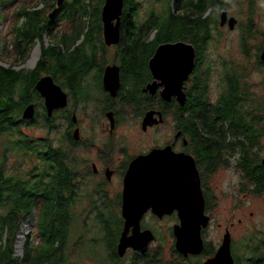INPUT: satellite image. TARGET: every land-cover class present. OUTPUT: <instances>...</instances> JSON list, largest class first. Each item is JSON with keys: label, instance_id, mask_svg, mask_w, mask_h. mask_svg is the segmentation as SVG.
Masks as SVG:
<instances>
[{"label": "trees", "instance_id": "trees-1", "mask_svg": "<svg viewBox=\"0 0 264 264\" xmlns=\"http://www.w3.org/2000/svg\"><path fill=\"white\" fill-rule=\"evenodd\" d=\"M92 1L94 0H66L62 6L58 8L59 14L56 18L60 20L73 17L72 15H74L75 17L81 16L83 19L91 17L98 20V18L102 16L101 9L105 0H96L95 4H92ZM184 1L185 3H183ZM9 2L10 0H4V7L7 6ZM174 3H176L177 12L173 10ZM168 4L170 10H168L167 16L164 17L160 15L165 9L156 10L152 8L151 17L154 18L155 24L148 29V32L157 28L158 34L151 43H145V40H138L135 34L136 36L133 39L134 45L132 44L128 47L126 54L123 55L124 66L127 69V67L129 68L136 63V56L141 46L149 49L148 53L150 57L159 45L166 42L182 39L193 43L197 47L196 72L198 70L199 74L195 76L189 102L184 110L180 109V123L194 136L199 153H201L203 157L204 155H210L209 159L206 158L209 160L210 166H212L213 162L215 163L220 160L221 153H223L221 162H225L224 164L226 165L231 155L240 154L242 170L247 177L256 182V192L258 194H263L264 158H261V153L264 148L261 144V140L264 135V127L262 126L264 110L258 109L259 106L257 107L255 104L248 102L245 97L247 93L242 85V77L240 78L237 74H234L238 81L234 79L231 80L229 75L236 72L231 68V72H229L228 76L226 75L222 79L224 82L223 94L218 101L213 102L209 94L210 71L209 69H199V67H203V61H205L207 57V49L213 38L211 31L212 21L214 23L217 21L215 16L219 15L223 7L229 5V2L227 0H168ZM209 9L212 11L210 19L207 21L202 20V16ZM140 11L141 3L138 0H125L122 18L128 25V29H126L127 32H135V30L139 32L140 29L141 31L143 30L141 27L135 25V21H137L136 17L140 16ZM41 14L42 10L35 9L31 11L29 6H23L17 12V16L25 19L19 26L28 30V34L32 31H39L40 40L43 41L45 34H52L53 27L59 20L56 22L53 19L44 18ZM75 17L71 18L74 21L73 25H75L77 21ZM79 22L78 24H80V27L82 28L83 26L84 29L87 23H90V20H79ZM101 25L100 22L98 28L99 33L102 31ZM17 26L18 25L14 26L15 30ZM81 30L80 32H76V36L73 40L70 37L65 38L66 35L62 37L56 35L57 37L55 38L61 37V39L60 42H56L55 39H53L57 44V47L53 49L43 44L42 60L38 63L39 66L36 69L22 73L12 67L6 68L0 65V137L5 136L7 139V142H5L6 147L9 145L15 146L16 150H13L11 152L12 154L28 157L35 156L41 161V165L38 166L39 170L35 168L32 173V179L28 180V182H33L34 184L31 188H28L24 181L20 179V175L8 176L5 161L9 153L6 147L1 150L0 209L6 206L8 207L5 212L0 213V264H65L68 261L66 251L68 247H70V245L67 246V244L69 243V222L71 219L69 211L70 203L68 202L71 201L74 189L78 191L80 188V184H77L75 181L77 176L73 168L75 165L68 155L62 150L60 151L53 142L38 140L25 133V131H23L24 128L33 127L39 121L37 118L24 121L21 119V112L26 103L32 101V93L39 79L40 72L48 67V57L64 56V58L61 59V63L71 64V66L74 67L77 66L79 62L84 63L83 65L106 63L108 57L103 56V50L96 56V52L92 53V51L83 47L85 45L83 42L77 45L83 34ZM93 32L95 33V31L91 30L88 34H92ZM32 37L36 38L37 36ZM19 39L20 36L18 35V38L15 39L18 50L19 46H21V42L18 41ZM91 41L92 40H90V42ZM139 43L141 45L138 48ZM30 45L31 44H29V46ZM59 46H67L68 50L62 53L58 49ZM80 47H83V49L75 54ZM91 49L96 48L94 45H91ZM19 55L23 57L24 52L21 51L20 53L19 51ZM99 55H102L103 61L98 58ZM260 62L263 63L262 60H260ZM66 69H69L68 73L72 76L76 73L72 67L68 66H66L65 69L61 67L56 71L57 73L65 72ZM20 85L21 87H19ZM257 113L259 115H257ZM52 122L53 121H50L49 125L55 129ZM36 170L39 171V174L35 173ZM40 183L45 184V188L42 192H40L39 188ZM14 190L18 191L16 197L8 194L10 191ZM64 191L69 192V198L64 199ZM32 194L36 199L45 197L47 200V205L45 206L46 214L43 221L44 223L41 225V232L38 229V233L43 241L39 246H35L34 242L30 241L27 244V249L25 250L26 254L23 260H20L14 256V241L19 232L16 228L18 227L17 223L21 217H29L33 214L34 210H36L35 200L30 198ZM103 212L104 211H98L94 214L96 216H94V223H92L91 226L84 221L83 228H85L86 231L84 233L82 232L81 237L95 226L96 232L92 233L93 237L91 238V242L107 243L106 249H111L115 256V247L119 239L120 229L122 225H124L125 220L124 218L120 220L119 215V219L117 218V220L115 217L112 220H107ZM114 216L117 215L114 214ZM11 220H15L16 226L10 228L9 232L11 231L12 234L8 237L6 235L7 227L8 222ZM81 237L79 234V239L77 238L78 241L74 246L77 245L80 240H84L81 239ZM249 240H247L249 243L247 247H244L242 244V252H250L243 264H264V247H260L259 243H257V245L254 244L255 239L253 238ZM43 244L46 245L42 246ZM242 252L239 258L235 254L237 264H242L241 260L244 259ZM213 253L214 252L211 251L209 246L204 252L207 256ZM142 264L167 263L149 262Z\"/></svg>", "mask_w": 264, "mask_h": 264}, {"label": "rangeland", "instance_id": "rangeland-1", "mask_svg": "<svg viewBox=\"0 0 264 264\" xmlns=\"http://www.w3.org/2000/svg\"><path fill=\"white\" fill-rule=\"evenodd\" d=\"M57 1L58 0H10L7 6L4 7V0H0L1 66L6 68L12 67L18 71H21L22 73L36 69L38 63L42 60L43 44L53 49L54 47H57L55 41L60 42L62 36L66 35L65 38L70 37L73 40L76 36V32H80L81 29L83 34L77 45H80L81 42H83V44H85L83 47H86V49L92 51V53L96 52V56L101 50H103L101 37L98 34L100 22L91 17L83 19L81 16L75 17L72 15L73 17L77 18L75 25H73L74 21L71 19L73 17L59 20L56 18L59 14L57 12L53 20L56 22L58 20L59 21L56 25H54L52 34H45L43 41L40 40L41 37L39 31H32L30 34H33L30 35L28 34V30H25L19 26L25 20L24 18L17 16V12L21 7L29 6L31 11L35 9L42 10L41 16L47 18L53 13V7H57ZM138 1L141 3L140 16L149 15L151 17V13L153 11L152 8H154L156 10L165 9L160 15L164 17L167 16L168 10H170L168 0ZM227 1L229 2L228 10L230 14L238 19L239 22L235 29H231L229 26L226 28L219 27L217 21L215 23L212 21L211 31L213 38L207 49V57L205 61H203V67H199V69H209L210 71L209 94L213 102L218 101L224 92V82L222 79L226 75L228 76L229 72H231V69H234L236 72L232 73V75H229L231 80L234 79L238 81L234 74H237L240 78L242 77V85L243 89H245L247 93H245V97L247 98L248 102L255 104L257 107L259 106L258 109L264 110V62H260L261 53L264 48V0ZM95 2L96 0L92 1V4H95ZM174 5L173 10L177 12L176 3H174ZM101 10H103V7ZM218 17L219 16L216 15L215 19H218ZM79 20H90V23L88 22L83 29V26L81 28L80 24H78L80 23ZM15 25H18L16 30L14 28ZM91 30L95 31V33L93 32L92 34H88V32ZM18 35L20 36L18 41L21 42L19 50L17 44H15V39L18 38ZM56 35L61 37L55 38L57 37ZM32 36L37 37L33 38ZM135 36L136 35L131 31L126 33L125 44L120 48L121 62H123V55L126 54V50L133 44V39ZM154 36L155 32L152 33V37ZM53 39H55V41ZM90 40L92 41L90 42ZM29 44L31 45L29 46ZM91 45H94L98 50L91 49ZM83 47H80V49L75 54L79 53ZM58 49L62 53L68 50L67 46H59ZM19 51L20 53L21 51L24 52L23 57H20ZM148 51L149 49L147 47H140L136 56V64L142 66L148 63L150 58ZM108 52L109 57L106 60L107 63L114 62L115 51ZM63 58L64 56L48 57V69L53 71L61 67H64L65 69L66 66H68L77 71L84 64L79 62L78 65L74 67L71 66V64L61 63V59ZM98 58L103 61L102 55H99ZM50 70L48 71L51 72ZM96 73H98L97 68H94L92 71L88 72L87 80L84 84V92H81V100H87L91 96L99 97V99H103L105 97L99 88V84L93 78ZM198 74L199 72L197 70L195 76ZM19 87H21V85ZM93 92H96V94L92 95ZM91 98L93 99V97ZM72 105L73 100H71V106ZM39 111V122L33 127L24 128L23 131L35 139L50 140L56 147H65L61 142V139L67 121L63 120L61 116H59L58 120L56 121V128L50 129L49 127H46L42 119L41 115L43 114L44 109L42 108L41 104ZM89 111H93V109L89 107ZM257 115L259 114L257 113ZM86 122L90 123L91 127H100L99 125H95L93 121ZM262 123V126L264 127V119ZM173 127L174 119L169 117L166 124H164L160 129L144 133L141 128V121L130 119L121 124L120 130L122 131L120 132L126 133L130 137V146L132 147L130 152L136 153L137 151H134V149L139 151L144 149L147 150L152 146L164 145L170 141L172 138L171 133H173ZM5 142H7V139L5 136H1L0 155L2 148L4 149L6 147ZM261 144L264 148V135L262 136ZM65 148L68 151L70 159L72 158L71 161L73 163H78V157L75 155L74 151L69 146ZM6 150H8L9 153V156L5 161L8 176L20 175V179L24 181L28 188H31L34 183H30L28 180L32 179V173L34 172L35 168L39 170L38 166L41 165V161L35 156L28 157L12 154L11 152L16 150L15 146L13 145L7 146ZM261 154V158L263 159L264 149ZM1 160L2 159L0 156V161ZM232 162L234 165H237L238 159H235L234 157L232 160L229 159L227 168L221 170L213 177L212 184L216 191V197L214 200L215 209L212 210V213L210 214L212 216L210 225L204 230V239L211 251L216 253L223 242L226 229L230 228L234 244L233 253L239 258L241 256L240 253L242 252V247L248 246L249 243L247 240L249 239H255L254 244L257 245V243H259L260 247H264V193L258 194L255 191L256 182L249 179L244 171L240 170V167H229ZM79 164L81 165L82 163L79 162ZM35 173L39 174V171L36 170ZM82 185L87 191H92L96 186L94 184L84 183ZM108 187V193L111 199L114 198L117 195L119 189H121V185L119 183H111L108 185ZM122 187L123 190L124 186ZM39 188L40 192H42L45 188V184L40 183ZM85 190L78 189L77 191V189H74V194L72 195L71 201L68 202L70 203L69 211L71 219L69 222V243L67 246L70 245V247H68V250L66 251V257L68 258V261L65 264H134L133 258L131 256L119 259V256L117 257V254H115V259L112 250L106 249L107 243L91 242V238L93 237L92 233L96 232L94 225L91 230L81 237L82 232L84 233L86 231V229L83 228L84 221L86 224L91 226V224L94 223V216H96L94 214H89L90 211H93L96 214V211L93 209L91 194L85 192ZM17 192L18 191L14 190L10 191L8 194L16 197ZM63 193L64 199L70 197L69 192L64 191ZM30 198L35 200L36 210H34L31 216L26 218L21 217L19 219V222L17 223L18 227L16 228L19 232L16 236L13 246L15 258L20 260H23V257L26 254L25 250L27 249V244L30 241L34 242L35 246H39L43 241L38 233V229L41 232V225L44 223L43 221L46 214L45 206L47 205V200L45 197L36 199L33 194L30 196ZM98 201V207H104V200L98 199ZM109 203L111 205L114 204L112 200H110ZM7 207L8 206L1 208L0 213L5 212ZM116 213L119 214L118 210ZM116 213L111 207L103 212L107 220H112L114 217L116 220L117 218L119 219L118 215L114 216ZM121 219H123L122 215L120 216V220ZM176 223L177 221L173 216H168L163 219H159L158 217L152 215L145 217V224L147 227L150 229L152 227L157 235V238L162 240L165 245L168 246V254L165 256L167 260L172 258L170 247L173 243V240L176 239L173 233V228ZM15 226V220L8 222L6 233L8 237L12 234L11 231L9 232L10 228ZM123 226L124 225H122L120 229L119 239L124 228ZM79 234L81 239L84 240H80V242L74 246V244L78 241L77 238ZM119 239L116 247L119 243ZM44 245L46 244H43L42 246ZM158 245L159 243L155 244V246ZM115 252L117 253V250H115ZM242 253L244 255V259L241 260V263L243 264L246 261L245 259L248 256V253L250 252L246 251ZM206 260L207 255L195 259L194 262L197 264H204Z\"/></svg>", "mask_w": 264, "mask_h": 264}, {"label": "flooded vegetation", "instance_id": "flooded-vegetation-1", "mask_svg": "<svg viewBox=\"0 0 264 264\" xmlns=\"http://www.w3.org/2000/svg\"><path fill=\"white\" fill-rule=\"evenodd\" d=\"M183 3H185V1ZM57 7L54 6L53 9L55 10ZM225 8H228V6L223 7V9ZM222 11L218 15L219 17L217 19V22L219 24V27L226 28L227 26H229V23H226L225 25L220 24ZM211 13L212 11L210 9L205 12V14L202 16V20L207 21L208 19H210ZM230 17H232V15L229 12V18ZM47 18L52 20L50 15ZM136 20L137 21H135V25L137 27H141L143 30L141 31L140 29L139 32H131L137 35L138 40H145V43L153 42L158 34V29L155 28L153 30H150L149 32L148 29L153 27V25L155 24L154 18L148 15L136 17ZM98 21L102 24V31L101 33L98 32V34L102 39L101 43L103 45V56L109 57L108 51H115V61L109 63H107L106 61V63H96L94 65L86 66L82 65L73 76L68 73L69 70L57 73L56 70L52 71L48 69L49 66L46 67L40 72L37 83L42 77H52L54 82L58 86H60L62 90L67 94V106H65L64 108L55 109L53 115L51 117L48 116L46 99L38 91L36 83L35 89L32 93V101L26 103L24 108L31 103L35 104L36 115L34 118H37L39 121V107L41 104L42 108L44 109V112L41 115L42 119L46 127H49L50 129L53 128L49 125V122L53 121L52 123H55L53 124V127L56 128V121L58 120L59 116H61L63 120L67 121L62 133L61 142L65 147L69 146L78 157L77 160L83 164L80 165L79 162L75 160L78 163L74 162L75 167L72 166L75 169L77 175L75 181L77 184H80L79 190H85L82 185L83 183L96 185L92 191L85 190V192L91 194L93 209L96 211V213L98 211H105L106 209L111 207L115 213L118 210L119 214L116 213V215L121 214L123 217V190L125 189L126 176L132 162L140 156L150 154L154 149L165 148L171 145L174 152L188 154L196 160L197 167L201 175L202 189L206 201L205 212L208 216L211 217L212 221V216L210 214L212 213V210L215 209L214 200L216 197V191L213 188L212 180L213 177L217 175L221 170L227 168L229 162L227 165L224 164L225 162H221L223 159V153H221L220 160L215 162L216 164L213 162L212 166H210L208 160L210 155H204V158L203 155L199 153L194 140V136L189 133L186 128L180 123V109L184 110L191 97L190 92L195 81L197 63L195 69L191 73L190 79L185 82V92L187 94V100L185 104L182 105L176 96H173L172 101L168 102L164 100L161 95L163 89L161 85L156 86L155 90L153 91L151 90V87H149V85L153 84V82L155 81V77L153 75L149 62L156 50L150 56L147 64L141 66L135 63L131 67H127L126 69L124 63L120 60V48L125 44V37L127 33L126 29H128L127 23H125L124 19L122 18L120 42L118 44L107 45L104 38V25L102 16L98 18ZM132 27L134 28L135 26ZM153 32H155L154 37H152ZM182 41L188 42L187 40ZM140 45L141 44L139 43L138 48L140 47ZM111 67L117 68H115L113 77L110 80L113 83L117 80L119 82L118 89L115 93L112 90L107 89L106 87V73L107 69ZM94 68L98 69V73H96L93 78L99 84V88L103 93V96L105 97L103 99H99V97L91 96L93 97V99L90 97L87 100H81V92H84V84L87 80L88 72L92 71ZM48 70H50L51 72H49ZM158 82H160V80H158ZM95 94L96 92L92 93V95ZM71 100H73L72 106ZM89 107H91L93 111H89ZM23 110L21 112V119L24 121H29L30 119L23 118ZM149 111H155V117H159L158 112H161L163 114L164 120L159 124H153L148 126L147 129H144L143 120L145 115ZM169 117L174 119L173 133H171L172 138L170 141H168L164 145L152 146L147 150L144 149L139 151L137 149H134V151H137L136 153L130 152V150L132 149V147L130 146V137L126 133L120 132L122 131L120 130L121 124L130 119L140 120L143 132L147 133L152 130L160 129L164 124H166ZM86 121H93L95 125H99L100 127H91V124L87 123ZM65 147L59 146L58 148L69 157L68 151ZM231 157L238 159V163L237 165H234L232 162L229 167H240V170L242 171L240 154L231 155L229 159L232 160ZM111 183H119L121 185V189H119L117 195L112 199L110 198L108 193V185H110ZM122 186H124L123 190ZM98 199L104 200V207H98ZM110 200H112L114 204L111 205L109 203ZM89 214H95V212L90 211ZM150 215L156 216L152 209H149L148 212H146V214L144 215L141 224L142 230L150 229L145 224V217ZM168 216L175 217L177 221L176 224L180 222L177 210L172 214L166 215L165 217ZM150 230L154 232L155 239L150 242L147 252L142 253L131 247L128 249L126 255L123 257H119V259L131 256L133 258L134 264L149 262H164L167 264H196L194 260L199 257H203L205 255L204 252L208 247L205 241V249L202 254L185 256L180 251H178L176 245L177 240L174 239L170 247L172 258H170V260H167L165 256H167L168 254V246L165 245L162 240H159L157 238V235L152 227ZM156 243H159V245L155 246ZM116 254L118 257V253ZM214 255L215 253L207 256V259L213 257ZM235 263L237 264L236 258Z\"/></svg>", "mask_w": 264, "mask_h": 264}, {"label": "water", "instance_id": "water-1", "mask_svg": "<svg viewBox=\"0 0 264 264\" xmlns=\"http://www.w3.org/2000/svg\"><path fill=\"white\" fill-rule=\"evenodd\" d=\"M64 1L58 0V7L62 6ZM124 6L125 0H105L102 18L107 45L118 44L121 40ZM58 7L50 15L52 19L57 14ZM228 11V8L223 9L220 24L229 23V27L234 29L239 21L234 16L229 18ZM261 60L264 62V48ZM196 63L197 47L193 43L180 40L159 45L149 62L155 77L149 87L153 91L156 86L161 85L164 100L170 102L173 96H176L184 105L187 100L185 82L190 79ZM115 68H108L106 73V87L114 93L119 86L117 78L114 83L110 81ZM37 89L46 99L48 116L51 117L55 109L67 106V94L52 77H42L37 83ZM155 113L149 111L145 115L144 129L163 122V114L158 112L159 117H155ZM35 115V104L31 103L24 108V119H33ZM123 201L125 221L117 246L119 257L125 256L131 247L142 253L148 251L155 234L150 229L142 230L141 224L149 209L160 219L177 210L180 222L174 226V235L178 251L185 256L203 253L204 229L210 225L211 217L205 212L206 201L201 175L192 156L176 153L169 145L136 158L126 176ZM232 245L233 237L230 229H227L221 246L204 264H236Z\"/></svg>", "mask_w": 264, "mask_h": 264}, {"label": "bare ground", "instance_id": "bare-ground-1", "mask_svg": "<svg viewBox=\"0 0 264 264\" xmlns=\"http://www.w3.org/2000/svg\"><path fill=\"white\" fill-rule=\"evenodd\" d=\"M51 15V14H50Z\"/></svg>", "mask_w": 264, "mask_h": 264}]
</instances>
